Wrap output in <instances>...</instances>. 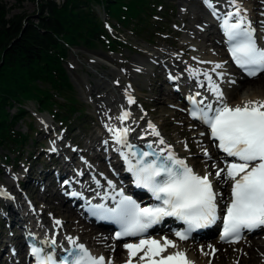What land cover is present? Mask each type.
<instances>
[{
	"label": "snow or ice",
	"instance_id": "6c2138e0",
	"mask_svg": "<svg viewBox=\"0 0 264 264\" xmlns=\"http://www.w3.org/2000/svg\"><path fill=\"white\" fill-rule=\"evenodd\" d=\"M204 2L212 7L211 0ZM230 4L234 6V11L224 13L222 21L229 53L235 64L247 75L255 76L264 71V47L258 45L255 29L246 15L241 14L237 0H230ZM212 10L215 15L217 10ZM222 67V64L217 63L212 71ZM190 71L193 77L199 75L198 70ZM217 75L223 78L224 73ZM203 76L208 81V90L215 97V103L207 97L197 99L201 96L197 92L189 98L192 104L190 115L207 126V134L224 153L223 166L216 163L211 165L215 169L216 180L230 183V200L222 216L220 238L236 242L243 231L251 232L264 227V99H247L230 105L220 85L207 71ZM128 103H134L131 96L128 97ZM128 116V112H122L117 119L124 121ZM148 127L152 130L151 135L160 136L151 122ZM109 130L115 142L128 149L127 152L117 150L128 165L127 171L132 174L133 184L147 190L156 203L141 206L131 196L125 195L123 190L116 191L112 181H108L112 193L105 191L102 199H111L113 206L89 203L91 214L118 226L115 239L140 237L136 243L123 245L127 251L125 264H194L172 239H156L146 236V233L164 217H176L188 226L186 230L174 233L179 240H187L188 233L195 228L213 224L218 219V197L222 198V194L214 188L213 174L208 171L203 175L196 173L184 159L171 151L170 145L166 151L164 147L154 149L149 143L146 147L150 150L142 151L127 142L130 129ZM156 143L165 145L166 142L161 138ZM202 151L205 157L211 159L206 148ZM71 194L79 195L76 192ZM97 196H100L99 192ZM55 223L59 225L61 221ZM66 239L73 247L58 261L43 248L33 246L31 254L37 264H112L104 256H93L85 245L77 243L74 238ZM51 244H56L55 239L51 240ZM169 248L175 251L167 253ZM215 251L212 248V252Z\"/></svg>",
	"mask_w": 264,
	"mask_h": 264
},
{
	"label": "rangeland",
	"instance_id": "374dc122",
	"mask_svg": "<svg viewBox=\"0 0 264 264\" xmlns=\"http://www.w3.org/2000/svg\"><path fill=\"white\" fill-rule=\"evenodd\" d=\"M4 1L8 6L14 7L13 12L25 11L26 13L32 15L37 11L38 8V2L36 0ZM162 2H164L163 8H160L159 10L156 9L157 11L154 12L155 14H159L160 17H151V21L154 23V25L158 26L159 23L161 24V28H158L159 30L161 29L160 32H155L151 43L146 41V39L150 38V36L147 35V32L149 30H145L143 34H139L136 31L132 32L129 27L123 28L116 22L115 19H113L111 20V23L114 26L112 32L114 33V31H119L120 33L118 32V37L126 42L127 47L119 46L117 51L110 52L106 47L103 46H99L91 50H86L80 46L69 51L64 65L68 73L70 82L73 85V96L78 105H80V110L73 111L63 122L56 119V122H54V118L49 114L48 109H38V106L34 102H26L25 104H23V107L26 108V112L23 116H21L23 118L20 117L21 119H18V122L15 124V129L21 132L28 133L31 138L28 139L23 147H20L16 152H11L7 147H0V187L7 191L11 190L9 189V187H11L13 190L10 191V193H14L17 199L21 202L25 201L24 197L26 196L28 200L32 202V204L34 203L35 208L39 211L43 207L45 214L42 215V217H45V220L50 221L56 219L61 221L60 224L62 225L67 235H77L78 238L82 241H88V235L83 232L80 226L65 225L66 220L68 216H72L71 218L73 219H80L78 220V222L80 221L79 223L83 225L88 224L84 222L76 212H68L67 209H64L63 206L57 204V195L52 196L47 194L46 192L45 194H42L43 196L41 195L40 190L42 188L48 189V192L51 193L53 190L52 187L50 188V186L45 187V185H41L39 188L32 183L28 186H24L23 183L19 185L15 180V176L17 175V177H22L23 174V177L26 179H28L27 177L29 176L36 179H43L44 177L39 174V172L42 171L43 168H49L52 170L53 164L58 162L59 157L65 158L74 152L71 148H68V151H66V148L64 149L65 151H62L64 145L66 144L67 138H69L68 140L70 143L72 142L73 144H80L79 148L81 149L87 147L85 143H96V134L102 133L105 129L102 125L101 115H99L101 114L100 109L102 113L105 112L106 115H109L110 113L108 114L107 112L112 111V109L114 108V104L111 103L110 99L115 98L117 93L115 89H112L111 85H115L114 83H117L119 81V78H121V82H123V84L132 82L130 83V88L133 89L130 93L126 94L123 91V88L118 87L116 90L119 91L118 94L121 96L122 100H126L129 96H131L138 104L137 106L139 109H141V112L147 117L151 115V108L159 107L160 110L156 111L157 116L152 115L153 117H155L154 121H156V123L158 124V130L163 133L164 138L168 139L169 144L175 146L174 144L177 143L175 146L178 149L177 151L181 152L183 156L189 158L191 160V163H193V166H195V168L200 173L206 171V169L213 163L218 164V157L214 154V150V157L209 160H205L204 157L200 154L201 150L204 149L203 145H197V143H193L194 147H189V145L185 141V137L179 133V129L177 127L175 128V126L177 124H180V122L175 121L176 119L174 113L177 112V107H180L181 101L176 99L175 96H170L169 94L163 93L161 91L162 86L160 85V81H162L164 75H158L160 66L154 68V61L148 60V58H153L156 55H159L160 58H168V61H172L174 59V56L177 57V60L179 61H174L175 65H181V63L183 62L187 64L193 63L194 65L198 63H196L195 60H192V58L190 59V55L192 53L191 50H189V52L187 51L186 53L181 52V50L184 49V45L182 46V43L186 41L184 35L187 34V31L189 30L187 28H189V25L193 24V22L197 23L196 19L194 18V16H196V13H193L194 11L192 10L196 9L198 11L200 7L202 8V3L199 0H162ZM252 5H254L252 0L244 1V6L246 7V9L252 7ZM182 7H185L184 10H182ZM256 10L264 12V7H260ZM182 11H186V14H183ZM190 18L192 21H190ZM262 19L263 18L259 16L258 20L261 21ZM257 25H260L258 27L262 29L264 23H262L261 25L259 22H256V26ZM262 35L264 36L263 32ZM193 39H195L196 41L194 42V44L198 43V40L200 41L201 39L202 41L200 44H205L206 46L208 43L205 42L203 37H194ZM194 44L187 43L186 47H188V45ZM206 48L207 50L214 49V45L211 43V41H209ZM222 52H224V50ZM170 54L174 56H171ZM157 60L159 61V59ZM147 64H149L150 66ZM134 67H142L146 70L138 73L137 71L131 70ZM128 68L130 69L131 74ZM184 69L185 68L182 66L179 70L183 71ZM129 74L132 76H130ZM257 78L259 79L261 87L264 88V75ZM139 84L141 88H139ZM165 85L170 87V84L168 83H165ZM110 89L111 91L109 92ZM245 90L246 87H244L240 91V93L244 92ZM154 97H156V100H152ZM102 107H104V109L106 110L108 109V111L106 112V110H103ZM15 111L16 107L10 110V114L14 115ZM184 111H186V109H184ZM96 114L98 115V117ZM117 114L118 112L115 113L116 116ZM184 114H182L184 115V127L190 130L192 138L195 139V133L199 132V130H203V127L194 122L188 121V119H186L185 117L186 113ZM101 127L102 129H100ZM163 127L169 128H166L165 132L163 130ZM55 134H57L58 137L56 153L53 151L54 148H52L51 146V143H53L54 139L56 138ZM74 147L76 146L74 145ZM50 151H53L54 153H50ZM5 156L7 157V160H5ZM85 157L89 158L88 154H85ZM89 162L92 166L98 167L99 171L107 173L106 169H102L101 167L102 162H99L96 159H90ZM213 172H215V169L212 168V173ZM19 188L20 191L18 190ZM227 189L228 186L226 185V190ZM2 205L3 204H0L1 211L4 207V205ZM11 216L14 217L13 214ZM3 222L6 221L1 219L0 214V240H4L7 235L10 234V232H13L14 236L19 234L17 228H14L12 230V228L4 225ZM14 227H16V225H14ZM253 238L257 240H261L262 238H264V230L259 232L258 234H251L250 236H246L244 241H242L240 244L228 247L229 256L222 254L223 256L221 257V259L223 260H213L212 256H208V258L210 259L212 264H239V256H242L244 254L248 255L249 251H252L255 255V259L257 260L256 264H264V247H246L247 245L245 242ZM13 242L18 243V240L15 239ZM96 242L97 241L89 243L97 248L100 246V244L97 245ZM201 243L202 242H199L197 244ZM0 247L5 249V243H1ZM5 253L7 254L8 251L6 250ZM236 254L238 255L236 256ZM122 258L123 257H120L119 259ZM0 264L7 263L0 259ZM8 264L10 263L8 262ZM251 264H254L253 261Z\"/></svg>",
	"mask_w": 264,
	"mask_h": 264
},
{
	"label": "trees",
	"instance_id": "16d2710c",
	"mask_svg": "<svg viewBox=\"0 0 264 264\" xmlns=\"http://www.w3.org/2000/svg\"><path fill=\"white\" fill-rule=\"evenodd\" d=\"M36 1L37 11L30 15L13 12V6L0 0V147L11 152L31 138L15 129L26 102L48 109L60 121L81 109L64 65L71 48L123 46L104 27L97 8L140 34L155 29L151 16L163 5L162 0Z\"/></svg>",
	"mask_w": 264,
	"mask_h": 264
},
{
	"label": "bare ground",
	"instance_id": "6f19581e",
	"mask_svg": "<svg viewBox=\"0 0 264 264\" xmlns=\"http://www.w3.org/2000/svg\"><path fill=\"white\" fill-rule=\"evenodd\" d=\"M222 0H217L216 3L219 4V3H222L221 2ZM245 0H237V4L243 8L242 4ZM224 2H227V3H230V0H224ZM253 4L252 5V9L251 10V19H255V14L253 13L254 12V9H257L259 7H261L262 5H264V0H252ZM182 3V2H181ZM261 4V5H260ZM183 5V4H182ZM260 5V6H259ZM187 6V5H186ZM234 7V6H232ZM183 8V7H182ZM185 8V7H184ZM184 8L182 10H184ZM192 9V8H191ZM244 9V8H243ZM196 10V9H195ZM194 9L192 11H194L193 13H196V16H194V18L196 19L197 23H194L193 24H190L189 29L187 31V34L184 35V38H185V42L182 43V46L184 45V49L181 50V52L183 53H186L187 51L189 52V50L192 51L191 55H190V59L192 58V60H195L197 64H187L185 62L181 63V65H175L174 64V61H179L177 60V57H175L174 55H171V56H174L173 60L172 61H168V58L167 59H163L161 61V64H163V68H166L168 70L167 72V77H169V79L173 82V83H176L179 85V83L183 80L184 77L190 79L191 81H196L197 83H204V84H207L208 81L204 79V76H203V73L205 71L208 72V74L212 77V79L218 83L220 85V88L223 92H227V98L226 100L228 101V103L230 105H235L243 100H247V99H264V88L261 87L260 83H259V79L258 78H252V79H249V78H246V79H241V78H238V77H235L234 76V70L233 68L229 67L227 65V58L226 56L223 55V53L221 52L222 51V44L219 42V40H217L214 36H209V37H204L202 34H204V31L209 29L210 28V23L208 20H205V14H204V11L201 12V9H199L198 11L196 10L195 11ZM246 10V9H244ZM182 13L186 14V11H182ZM261 14H264V13H261ZM185 17V16H183ZM190 17V16H189ZM181 18V17H180ZM250 20V23H254L256 22ZM190 21L191 18H190ZM189 21V22H190ZM197 25V26H196ZM188 26V25H187ZM196 27V28H195ZM186 29V30H187ZM184 32V31H183ZM194 37H198V38H201L203 37V39L205 40V42H208L211 41V43L214 45V49L212 50L210 56L208 55L209 52H207V45L205 46V44H200L202 39L199 41L198 40V43H193L195 46H196V50H194V45H188V47H186V44L191 42L192 39ZM203 40V41H204ZM215 41V42H214ZM169 43H170V40H169ZM203 43V42H202ZM175 45V43H174ZM173 45V46H174ZM180 45V44H179ZM211 45V44H210ZM181 46V45H180ZM179 47V46H177ZM160 49V48H159ZM158 49V50H159ZM174 49V48H173ZM168 50V49H167ZM179 50V49H178ZM157 51V50H156ZM161 51V50H160ZM168 52V51H167ZM165 53V52H164ZM160 54V52H159ZM166 54H169V53H166ZM154 55V54H153ZM164 55V54H163ZM177 55V54H176ZM148 56V55H147ZM157 56V55H156ZM159 56V55H158ZM152 57V56H150ZM160 58V57H159ZM163 58V57H162ZM145 59V58H144ZM148 60H157L156 57H153V58H148ZM147 60V62H148ZM146 62V63H147ZM145 63V62H144ZM195 63V62H194ZM217 63H220L223 65L222 68H219V69H216L215 72L212 71V69L215 67V64ZM150 64V62H149ZM147 64V65H149ZM146 65V64H145ZM175 65V66H174ZM150 66V65H149ZM184 67L185 69L183 70V73H178L176 68L180 69V67ZM132 68V67H131ZM129 69V68H128ZM198 70L199 72V75L196 76V77H193L192 74H191V71L190 70ZM132 71H137L138 73L139 72H143V70H146L145 68H142V67H137V68H133L131 69ZM130 71V69H129ZM112 72V71H111ZM224 73V76L223 78H221L220 76L217 75V73ZM116 73V72H115ZM146 73V72H145ZM130 74H131V71H130ZM129 74V75H130ZM134 74V73H132ZM154 74V73H153ZM128 75V74H127ZM126 75V76H127ZM160 75V74H159ZM132 76V75H130ZM118 79V78H116ZM132 79V78H131ZM134 79V77H133ZM121 78H119V81L117 83H115V88L113 85L112 86V89H115L116 93L118 94L119 91L116 90L118 87H121L123 88V90L125 92H130L132 89L130 88L131 87V84L132 82L130 83H124L121 82ZM131 81V80H129ZM230 81H235V83H231ZM183 83V82H182ZM113 84V83H112ZM150 84V83H149ZM100 86V85H99ZM103 86V85H102ZM139 88L140 87V84L138 85ZM105 87V86H104ZM107 87V86H106ZM153 87V86H152ZM180 87V86H179ZM246 87V90L242 93H240V91ZM101 88V87H100ZM156 88V87H155ZM109 89V88H108ZM143 89V88H142ZM159 89V88H158ZM97 91V90H96ZM104 91V90H103ZM111 91V89L109 90V92ZM94 92V91H93ZM108 92V93H109ZM115 93V94H116ZM100 94V93H99ZM103 94V92H102ZM111 94V93H110ZM115 96V98L113 99H110L111 100V103L115 104L116 105V108H120V111H119V116L122 112H128L129 113V117L126 121H120L117 119V117L119 116H116L115 115V109H114V113H113V109L112 111H109L107 112L109 115H106V113H100L99 115H101V120L102 122L104 123L105 125V128H108V130L110 128H118V127H121V128H128L130 129V131L128 132L129 133V136L127 139H129L130 137H132V140L131 141H135V142H141V141H144L143 138H148L150 142H152L153 144L157 145L159 148L161 147H164L167 149V146L170 145L171 146V151H175V147L171 144L168 143V139L164 138L163 137V133L160 132L158 130V124L156 123V121H154L155 117H153L152 115L154 116H157L156 114V111L157 110H160V108H151V115H149V117H147L146 115H144L142 112H141V109L138 108V104H136L135 102L132 103V104H129L128 101L125 103L123 102L121 99H120V95L118 94ZM100 96V95H99ZM112 96V95H111ZM103 98V97H102ZM105 98V96H104ZM109 98V97H108ZM107 99V98H106ZM99 100V99H98ZM103 100V99H102ZM108 100V99H107ZM152 100H156V97H154ZM213 101L215 102V97L213 96ZM100 102V101H99ZM102 102V101H101ZM99 104V103H98ZM108 104V102H107ZM133 105V108L132 110L130 109L131 106ZM183 106V105H182ZM107 107V106H106ZM109 107V105H108ZM107 107V108H108ZM130 107V108H129ZM101 108V106H100ZM101 110V109H100ZM106 110V109H105ZM150 113V111H149ZM183 114V111H178L174 113L175 115V121L177 122H180V124H177L175 126V128L177 127L179 129V133L185 137V141L186 143L189 145V147L193 148L194 145L193 143H197L198 144H201L203 145L206 149L209 150V154L211 156V158L213 157V154L211 153V150H210V144H209V139H208V134H207V131L204 130V132L201 130L199 132H196L195 134V139L192 138V134L190 133V130L185 128L184 127V115ZM97 115V114H96ZM98 117V115H97ZM150 118L152 119V124L155 125L157 128L156 130L160 133V136L157 137V136H154V135H151V129L148 127V124L149 122H151ZM132 122V123H131ZM98 123V122H97ZM167 129L169 127H166ZM165 127H163V130L166 132V129ZM96 129V128H95ZM102 129V127L100 128ZM177 129V130H178ZM101 131V130H100ZM201 133H205V135H200ZM97 135V134H96ZM90 136V135H89ZM96 139L95 141L97 142L98 138L100 136H95ZM107 137L109 138H114L113 137V133L109 130L108 133H107ZM143 137V138H142ZM91 138V137H89ZM163 139L166 143L165 145H160L158 143H156L159 139ZM93 141V140H91ZM148 141V142H149ZM91 143V142H89ZM106 143V146L108 149H112L115 145H117V143L114 141H107V138L105 139L104 141V144ZM175 143V142H174ZM177 144V143H175ZM174 144V145H175ZM83 145V144H82ZM196 145V146H197ZM65 146V145H64ZM176 146V145H175ZM92 147V144H87V148H91ZM203 147V148H204ZM72 149V148H71ZM84 149V148H83ZM184 149V148H183ZM65 151V150H64ZM111 152V151H110ZM71 153V152H70ZM65 154V152H64ZM100 152H97V155H99ZM201 156H204L203 154V151L201 150L200 152ZM205 157V156H204ZM182 159H184L186 162H190L188 159L182 157ZM205 160H208L207 157H205ZM221 165V164H219ZM30 167V166H29ZM205 169V168H204ZM212 170V167L209 166L206 171H211ZM82 172L81 171H78L76 170L75 174L77 175H80V173ZM203 175V174H202ZM32 178V177H31ZM213 181L216 183V185H219V193L222 194V198L219 197V200H222L224 198V195H225V182H222V181H218L215 179V176L213 175ZM94 181H97V180H94ZM9 191L7 190H4L3 188L0 187V193L2 194H5V192H10L12 191L13 189L11 187H9ZM218 190V188H217ZM36 191V190H35ZM38 191V190H37ZM43 193V192H42ZM14 194V193H13ZM45 194V193H43ZM37 195V194H36ZM42 195V194H41ZM8 196V195H7ZM6 196V197H7ZM38 196V195H37ZM43 196V195H42ZM41 196V197H42ZM11 197H14L13 198V201L15 202L14 206H16V198H15V195H11ZM39 197V196H38ZM47 197V196H46ZM24 200L26 201V198L24 197ZM42 200V199H40ZM57 201V204L63 206V200L60 199V200H56ZM11 202V201H10ZM53 203V202H52ZM29 207V203L27 204ZM48 206V205H47ZM57 206V205H56ZM23 207L22 204H18L15 209H16V217L20 220H23L24 221V225H25V231H35L34 233H38L39 235H47L48 234H52L54 231H58V241L60 242H64L68 239H66V237H68L66 234H64L63 230H62V226L61 224L57 225L55 223V221H57L56 219L54 220H50V221H47L45 220V217L43 218L42 215L45 214L44 212V209L43 207L41 208V210H37L33 207H30L28 209V211H24L22 210L21 208ZM54 208V207H53ZM52 208V209H53ZM61 209V208H60ZM64 209H67V208H64ZM68 212H73L72 210L70 209H67ZM31 213V214H30ZM60 213V212H59ZM14 214V212H13ZM14 214V215H15ZM61 215V214H60ZM75 215V214H74ZM73 215V216H74ZM72 216H68L67 220H66V224L67 226H71V225H76V226H80V228H82L83 232L88 235V241L89 242H95L96 240H101V242H103V246L101 247H93L94 250L96 252H100V253H105V252H108V258H112V259H119V257H123L124 258H127V251L124 249L123 246L121 245H118L116 243L115 245V250L112 251V244L109 245V247L107 248V244L109 242V239L106 235V232L105 231H100L98 228L96 227H93V226H90V225H83L81 223L78 222V220L76 219H73L71 218ZM10 218V217H9ZM12 218V216H11ZM73 228V227H72ZM77 236V235H76ZM76 236H71L72 238L76 239L77 237ZM210 236V235H209ZM149 237H152V238H156V239H160L161 237H166V236H160V235H151ZM169 239H172L178 246V249L179 250H183L185 253H186V256L189 257L191 260H193L195 263L197 264H212L210 259H208V256L213 254L212 252V248H214L216 251L214 252V259H220V260H223L221 259V257L223 256L222 254L226 255V256H229V253H228V247L230 246H227V245H223L222 244V240H220L219 238L217 237H214L212 239H205V240H202L201 244H197L199 241L197 242H180L176 239H174L173 237L169 236L167 237ZM243 240V238L241 239V241ZM206 241H209L206 243ZM240 242V241H239ZM238 242V243H239ZM246 247L248 248H256L258 246H261V247H264V238H262L261 240H257V239H251L249 241H246ZM118 245V247H117ZM198 245V246H197ZM200 245V246H199ZM211 246V247H210ZM220 248V249H219ZM170 251H175V249H171L169 248L167 250V252H170ZM245 251H249V250H245ZM240 253V252H239ZM247 254V252H246ZM238 254H236L237 256ZM245 256V257H244ZM232 259V258H231ZM239 264H251L252 261L254 264L257 263V260L255 259V255L252 251H249L248 255H240L239 256ZM253 259V260H252ZM255 259V260H254ZM252 260V261H251ZM231 261V260H230ZM261 262V261H259ZM225 263V262H224Z\"/></svg>",
	"mask_w": 264,
	"mask_h": 264
}]
</instances>
